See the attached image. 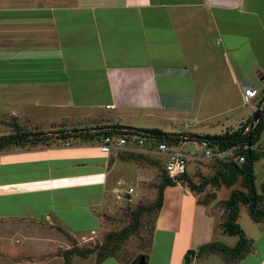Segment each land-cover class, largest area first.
Segmentation results:
<instances>
[{"label": "crops", "instance_id": "obj_1", "mask_svg": "<svg viewBox=\"0 0 264 264\" xmlns=\"http://www.w3.org/2000/svg\"><path fill=\"white\" fill-rule=\"evenodd\" d=\"M249 87L259 95L246 104ZM263 89L264 0H0V107L14 108L8 121L52 137L0 152V264H65L73 244L115 217V190L135 189L166 159L152 154L142 165L126 149L103 152L101 139L62 140L57 132L180 134L181 123L191 134H207L203 123L226 131L258 112ZM185 154L191 180L211 172L202 157ZM213 192L217 199L201 205ZM207 194L166 187L146 264H183L208 243H238L221 239L219 191ZM247 226L252 250L236 264H264V221ZM72 264L132 261L97 263L92 254ZM191 264L227 262L215 253Z\"/></svg>", "mask_w": 264, "mask_h": 264}, {"label": "trees", "instance_id": "obj_2", "mask_svg": "<svg viewBox=\"0 0 264 264\" xmlns=\"http://www.w3.org/2000/svg\"><path fill=\"white\" fill-rule=\"evenodd\" d=\"M259 113V119L256 114ZM246 122L235 129H230L220 135L191 134V133H166L161 130H132L123 127H112L102 129L65 130L57 132L62 140L82 139L84 142L99 140L108 135H135L145 139V145L155 147L156 144L166 143L169 146L181 147L184 143L194 142L206 144L214 151L215 156L210 168V175H198V181L194 182L186 172L176 180L171 179L164 168V165L157 164L162 174V181L157 186L156 199L151 205L138 206L131 212V224L121 231L110 232L105 235L104 243L94 247L86 248L73 244L72 248L64 253L65 264H72L74 256L87 258L96 254L97 263L108 258H116L124 262L132 261L138 264L141 257L134 259L126 257L122 247L131 238L138 234L143 219L154 214L149 248L153 225L163 204V193L166 187L182 184L187 186L200 197H204L208 191H218L222 187L233 188L229 197L219 201L218 204L224 210V221L222 230L229 236L238 237V243L234 247L226 246L220 242H212L201 246L196 251H189L185 255L183 264H191L195 258H200L206 254H220L225 258L227 264H236L244 259L252 250V242L246 236L245 231L239 225L241 205L248 206L251 219L256 222L264 221V182L260 189L257 186L255 165L264 158V89L261 91V101L258 112ZM13 124V123H12ZM56 134V133H55ZM52 137L44 132H30L22 129L18 125L10 133L0 137V152L12 150L14 148L33 147L39 144H46ZM151 146V147H150ZM218 154H232L231 157H219ZM149 154L130 152L126 159L147 162ZM210 157V158H211ZM244 158V161H240ZM239 184L242 189L235 188Z\"/></svg>", "mask_w": 264, "mask_h": 264}, {"label": "rangeland", "instance_id": "obj_3", "mask_svg": "<svg viewBox=\"0 0 264 264\" xmlns=\"http://www.w3.org/2000/svg\"><path fill=\"white\" fill-rule=\"evenodd\" d=\"M249 81H252L249 80ZM252 86L256 87V88H260L261 85L259 82H252ZM216 101V100H214ZM239 101V100H238ZM215 106H216V102H215ZM12 109H14L13 107L8 109V107L3 105V109H1L0 107V120L4 119V121L7 122L6 123H0V137L8 134L11 132V129L14 128V125L17 123L13 120H7L9 119L10 115L12 114ZM242 109V108H241ZM243 111L249 112V110H247V107H243L242 109ZM223 118V117H222ZM225 121H227L226 119H224ZM11 122L13 124H11ZM222 123V122H221ZM184 124L181 123V126H179V130L180 131H187L185 133H188V131H190L189 128H185L183 126ZM226 125H230V123H227ZM215 126V127H213ZM213 126L210 123H203V124H199V127L201 129H205V131L208 133H216L215 135H220L225 133L228 130H224L226 126H224L223 124H213ZM224 126V127H223ZM56 127L59 126H53L50 128V130H54ZM233 127H236L235 125ZM194 128V127H193ZM29 129V128H27ZM42 129V128H40ZM31 130V132H38L34 131V129H29ZM43 131H48L45 130L44 128L42 129ZM42 130H39L42 131ZM55 131V130H54ZM212 135V134H210ZM198 147L200 149H198ZM182 150L185 151L187 154L195 157V156H199L202 157L201 160H203L204 162H202V164L211 161V164L213 162H215L214 158H210L207 157L205 152H206V148L203 146H199L197 143L194 142H189V143H185L184 145H182ZM212 151V149H211ZM216 153H214L213 151V155L215 156ZM212 155V156H213ZM232 154H225L223 157L224 158H229L231 157ZM207 157V158H206ZM214 159V160H213ZM206 160V161H205ZM134 161V160H132ZM140 164H144V161H138ZM210 164V165H211ZM194 163L192 162L191 167L189 166V170L193 168ZM152 169L151 173L147 174L146 179L142 182V183H138V186H134L135 187V193H133L130 196V200L131 201H122V202H117L120 205L119 211L117 212V214L115 215V217H112V220L110 219V217L108 218V225L107 227L103 228V230H101V232H99L97 235H94L93 237H85V238H80L79 239V244L81 245V247H86V248H90V247H94L96 245L102 244L104 243V238L105 235L110 233V232H115V231H121L122 229L126 228L127 226H129L131 224L132 218H131V212H133L134 210H136L138 208V206H147V205H151L155 199H156V194H157V186L158 184L161 183L162 181V174L161 171L158 167L154 168L153 166L150 167ZM255 174H256V183L258 188L260 189L261 184L264 182V158H262L260 161H258V163H256L255 165ZM210 175V174H208ZM200 176H202V174H200ZM128 184V185H127ZM125 185H120V188L118 189V191L122 194H124L126 192V190L131 187L129 186L130 183H127ZM135 185V184H134ZM235 188L238 189H242L239 184H237L235 186ZM233 188H226V187H222L219 191V199L218 201H222L225 200L229 197L231 191ZM153 219H154V214L147 216L143 219L141 228L138 232V234L134 237H131L122 247V251H124L125 256L126 257H132L134 259H137L138 257H147L146 255L150 254L151 252V246L148 247L149 245V241H150V234H151V230H152V223H153ZM111 220V221H110ZM254 223V221L251 219L250 215H249V208L248 206L245 205H241V214H240V223L239 225L245 229H248L247 225ZM242 228V229H243ZM221 239L228 245H233L232 242H234L237 237L234 236H229V235H225V237H221ZM72 246V244H71Z\"/></svg>", "mask_w": 264, "mask_h": 264}, {"label": "built area", "instance_id": "obj_4", "mask_svg": "<svg viewBox=\"0 0 264 264\" xmlns=\"http://www.w3.org/2000/svg\"><path fill=\"white\" fill-rule=\"evenodd\" d=\"M258 95L259 92L256 88L249 87L244 90L243 100L246 104H249L252 100L256 99ZM69 145V142L64 143V146ZM198 145L206 148L205 154L207 157H211L213 155V152L205 143ZM121 149H126L129 152L140 154H156L165 156L166 159L164 160V168L167 175L173 180H176L187 172L188 158L181 147L169 146L166 143H159L156 144L155 147L149 148V146L145 145V139L135 135H108L102 138L101 150L103 152L111 153L113 150ZM198 149L200 148L198 147ZM224 155L225 154H218L219 157H223ZM240 161H244V158H240ZM133 193H135V189L133 187H129L124 194L120 193L118 189H116V200L118 202L131 201L130 196Z\"/></svg>", "mask_w": 264, "mask_h": 264}, {"label": "water", "instance_id": "obj_5", "mask_svg": "<svg viewBox=\"0 0 264 264\" xmlns=\"http://www.w3.org/2000/svg\"><path fill=\"white\" fill-rule=\"evenodd\" d=\"M259 113L256 114L255 118L259 119ZM217 199V193L213 192V193H209L207 194L203 200L200 201L201 205H206L209 200H216ZM138 264H146V257H141Z\"/></svg>", "mask_w": 264, "mask_h": 264}]
</instances>
